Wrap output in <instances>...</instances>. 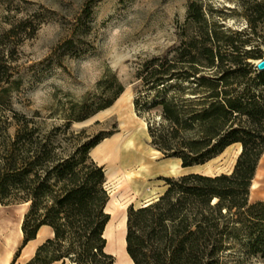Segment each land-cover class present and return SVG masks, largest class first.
<instances>
[{
    "label": "trees",
    "instance_id": "16d2710c",
    "mask_svg": "<svg viewBox=\"0 0 264 264\" xmlns=\"http://www.w3.org/2000/svg\"><path fill=\"white\" fill-rule=\"evenodd\" d=\"M238 2L247 22L243 29L211 20L192 1L178 49L137 69L155 98L148 106L145 96L138 97L136 111L140 116L143 107L158 111V120L144 117L151 145L166 158L193 167L231 145L240 144L241 151L230 172L164 177L165 190L157 198L128 207L126 250L132 264L264 260V199L251 200L264 156V70L256 65L264 59V0ZM39 27L31 15L18 17L11 0H0V203L29 204L23 242L11 264L43 226L53 235L25 264H117L105 234L111 221L106 169L91 155L105 136L72 127L96 110L49 123L39 112L30 115L14 106L19 47ZM106 81L108 97L97 110L114 104L125 90L116 75Z\"/></svg>",
    "mask_w": 264,
    "mask_h": 264
},
{
    "label": "rangeland",
    "instance_id": "374dc122",
    "mask_svg": "<svg viewBox=\"0 0 264 264\" xmlns=\"http://www.w3.org/2000/svg\"><path fill=\"white\" fill-rule=\"evenodd\" d=\"M192 1L200 2L211 20L226 27L247 26L238 0H11L18 17L31 15L40 21L36 34L19 47L16 77L21 82L12 91L15 108L30 115L39 112L49 123H62L67 117L96 110L88 118L75 121L72 127L85 129L88 135L105 136L91 155L107 167V211L111 213L106 229L107 249L116 256L117 264H132L125 246L131 204L138 207L151 196L160 195L165 188L164 177H177L186 171L230 172L240 154V144H234L206 164L183 168L150 143L144 116L158 120V111L143 107L144 116L136 111L138 97L145 96L142 103L148 106L155 98V91L147 92L137 78L138 67L149 58L178 49ZM113 75L125 84V90L114 104L97 110L108 97L104 87ZM130 138L135 140L132 152L142 158L134 166L125 161L122 150ZM140 164L149 171L139 177L141 187L136 190L126 174L136 171ZM254 183L251 200L264 199V156ZM28 207V203H0L2 255L6 236L22 227ZM41 234L44 237L48 231L44 229ZM22 242L20 237L10 264ZM24 251L23 248L21 254ZM19 258L16 261L25 259ZM244 264H264V260L252 258Z\"/></svg>",
    "mask_w": 264,
    "mask_h": 264
},
{
    "label": "bare ground",
    "instance_id": "6f19581e",
    "mask_svg": "<svg viewBox=\"0 0 264 264\" xmlns=\"http://www.w3.org/2000/svg\"><path fill=\"white\" fill-rule=\"evenodd\" d=\"M145 127V126H144ZM135 143V140L133 141L131 138L129 140H127L122 147L123 153L125 154V161L129 162V164H131V166H134L135 164H138L140 162L139 159L140 157H137L135 153L132 152V148H133V144ZM241 150V145L239 147V152ZM148 170V167L145 164H140L137 168L136 171H130L126 174V179L129 183H131L134 186V189L139 190V188L141 187V183L139 182V177L142 176V174ZM252 187H255V183L253 184ZM157 198V197H156ZM153 199L148 200L145 203H148ZM129 206V205H128ZM44 229V228H43ZM41 230L39 232V238L33 242H31V244L29 245V247L24 251V257H32V255H34L36 249H37V245L38 243L43 239V237L41 236L42 234ZM23 231H22V227H18L17 230H15L14 232H11L10 234H8L5 238V248H4V253L2 256V264H9L10 259L15 251L16 246L19 243L20 237L22 235ZM107 234V232H106ZM52 235H53V231H52ZM29 242V243H30Z\"/></svg>",
    "mask_w": 264,
    "mask_h": 264
},
{
    "label": "crops",
    "instance_id": "0c3cea01",
    "mask_svg": "<svg viewBox=\"0 0 264 264\" xmlns=\"http://www.w3.org/2000/svg\"><path fill=\"white\" fill-rule=\"evenodd\" d=\"M156 149V148H155ZM157 150V149H156ZM159 151V150H158ZM161 152V151H160ZM169 158H173V159H176V162L177 163H182L181 162V160L179 159V158H175V157H169ZM99 164H101V165H106V163H99ZM181 166H182V164H181ZM183 167V166H182ZM106 168V170H107V167H105ZM183 168H190V167H183ZM188 172H193V171H186V172H183L182 174H185V173H188ZM182 174H180V175H182ZM164 187H165V184H164ZM164 190H165V188H164ZM160 193H162V192H160ZM159 194H156L155 196H151L150 198H148V200H150V199H153V198H155V197H157ZM147 200V201H148ZM47 230L48 231V234L47 235H45L44 237H43V239L38 243V245L37 246H39L43 241H45L48 237H51L52 236V228L50 227V226H43L41 229H40V231L41 230ZM39 231V232H40ZM127 233V232H126ZM106 234V233H105ZM23 237V233H22V235H21V238ZM125 237H126V234H125ZM39 238V233H38V235H37V237H36V239H34V240H31V242H33V241H35V240H37ZM31 242L30 243H28L25 247H24V250H26L28 247H29V245L31 244ZM125 244H126V238H125ZM126 246V245H125ZM35 254V253H34ZM2 252H0V264H2ZM22 256H24V254H21L20 255V258L22 257ZM33 256V255H32ZM19 258V259H20ZM31 258V257H30ZM30 258H28V257H25V259L23 260V261H20V260H18V261H16L14 264H25ZM9 264H10V262H9Z\"/></svg>",
    "mask_w": 264,
    "mask_h": 264
},
{
    "label": "water",
    "instance_id": "95a60500",
    "mask_svg": "<svg viewBox=\"0 0 264 264\" xmlns=\"http://www.w3.org/2000/svg\"><path fill=\"white\" fill-rule=\"evenodd\" d=\"M256 65L259 70H264V59L257 60Z\"/></svg>",
    "mask_w": 264,
    "mask_h": 264
}]
</instances>
